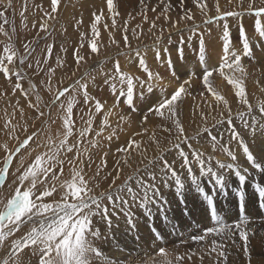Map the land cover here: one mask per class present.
<instances>
[{"label": "snow or ice", "instance_id": "obj_1", "mask_svg": "<svg viewBox=\"0 0 264 264\" xmlns=\"http://www.w3.org/2000/svg\"><path fill=\"white\" fill-rule=\"evenodd\" d=\"M62 0H50V12H45L44 15L49 20H54L56 17L54 14L59 12V8ZM161 3L164 0H160ZM196 4L202 12L207 16V4L204 0H195ZM107 13L111 16V26L107 22H103L105 18V11L99 9L92 13L91 33L92 38L90 40V48L93 53L99 51V37L100 26L105 30L110 27H115L119 12L117 10V3L115 0H105ZM141 7L143 9L142 15L145 21L148 20L146 12L148 10L145 0H140ZM183 0H181V4ZM241 11H224L220 14L219 2L217 0L216 10L218 15L216 17H209L204 21L205 24H211L214 20L217 22V26L221 28V40L223 57L221 58L219 71L223 74L225 69H228L227 75L228 83L235 89V96L238 98L239 104L245 106L246 110L236 111L233 114V110L229 105V101L213 86L211 79L212 73L217 71L209 65L208 54L206 52L204 34H199V62L202 65V81L207 92L211 93L215 97V100L219 104H223L227 110V116L223 112L220 113V118L216 120V124L226 123L229 126L230 136L227 143H221L217 136L210 134L208 127L202 129L203 132L209 133L210 144L213 152L220 151L227 154L231 158L232 163H224L220 159H215V164L218 169L231 170L238 178L239 184H245L247 180V168H241L236 164V154L228 144L235 141L238 146L243 150L247 162L257 169L264 170V165L257 159V157L250 150L248 143L245 141L241 131L237 130V125L233 123V116L239 119L244 130H248L253 138L256 137L259 131L261 136H264V122H261L253 115V105L249 100V94L246 87V79L248 77L247 69L242 65V56L252 57V43L245 29L239 24V37L242 43V53L237 54L232 44V37L230 27L227 22L219 24V21H227L229 17H235L239 20L245 13L254 16V30L258 36L264 39V0L260 6H257L255 0H249L247 8H243V0H240ZM0 7L4 10H0V34H3L7 38V42L0 41L2 45V55H0V73L3 74L5 79L12 82L13 94L17 90L23 93L25 97H29V90L23 87L22 81L24 80V73L17 67V61L20 65L25 63L27 56H21L18 50L15 48L12 42V36L9 35V31L6 30L5 25H10L11 32L16 33L14 19L9 20L7 10L12 9V0H7V4L0 0ZM172 7L171 3H167L161 13L165 19H170L166 15L168 10ZM26 5L24 11H26ZM155 11V8L151 9ZM24 11L20 13L21 17H24ZM159 19V17H157ZM181 19L191 20L193 19L189 11H186ZM83 23V19L76 21L77 27ZM176 21L175 24H178ZM153 28L156 26V21H150ZM27 27V25H24ZM35 26V24L33 25ZM137 28L132 29L133 35L139 38L141 33H137ZM199 25H195L190 28L189 31L196 35ZM41 31L47 32V23L40 25ZM127 23L123 26V40L126 47L131 48L129 44ZM210 34V30H209ZM83 36L81 34L80 47L84 46ZM163 30L161 29L162 38ZM191 36L189 37V41ZM113 43L116 41L113 39ZM171 43V40H169ZM184 38L181 37V47L178 49L181 59L183 58V45ZM53 44L46 45V57L43 61L44 64L48 63V60L52 58ZM24 48L28 55L31 54L34 49H29V45L25 44ZM62 51H67L61 46ZM167 52V49H165ZM80 48L74 49L73 56L75 63L79 65L85 58L80 54ZM156 59L159 60L160 52L157 49L155 52ZM135 56L138 58L140 68L147 74L146 80H141L139 77L133 76L128 72L121 70L119 60L115 62L114 71L111 73H102L104 75V84L111 88L112 93L116 96V101L112 108L105 110V104L101 100L93 97L89 91V82L94 83L95 77L90 76L89 73H84L74 83L69 84L62 89H56L54 99L50 105H47L49 114L51 108L59 103V119L61 120L62 131L58 134L56 139L51 136L47 138V143L44 145L45 151H41L31 159L30 162H25L21 156L17 159V165L13 167L14 157L17 153L21 152L29 145L30 141H34V137L40 135L39 131H33L30 135L19 144L14 150L8 149V145L3 147L7 151V155L3 159L2 166H0V190L7 188L10 190L7 197L0 199V249L4 248L6 242L9 243L11 251H8L0 264H25V261L21 259L22 255H28L29 260L35 258L36 264H114V262L106 256L100 247H97V241H104L109 238L113 229V216H118L123 213L126 218V223L130 228H135L133 222V213L131 211V205L136 204L138 207L143 208L149 214H151L150 206L153 204L166 203L164 197L160 195V188L157 186V179L163 186H170V182H174L175 190L177 194L183 198V192L185 190L184 179L182 178L180 170H186L187 178L190 180L191 185L195 190L203 195L204 199L210 206V216L214 222L213 227L204 229L203 234L194 235L191 237L193 241L204 242L209 236L213 237H225L231 238L235 232H238L239 236L244 242V252L248 255V264H264V255L259 260L253 262L252 251L250 250L249 236L253 235L250 230H247L246 225L248 218L245 216L244 220L235 224H228L224 221L223 217L217 212L214 202L213 194L207 192L201 186V177H209V184L212 185V192L214 193L217 188L220 191H225L227 187L226 173H221L217 168L213 167L214 157L211 155L206 156L204 152L192 148L191 144H188L189 152H185L181 147L182 143H187L190 139L184 135L183 125L178 117V106L184 95L187 94L185 85L190 83L191 75H195L193 72L189 76V80L184 81L175 89L170 96L163 97L156 105L148 109L149 112L154 113L156 116L161 117L164 120L171 121L176 129V142L172 144V147L178 150V154L181 157L179 164V170L174 167L175 161L169 163L164 159L163 155L158 157V160L162 162V166L159 168V177L155 171L150 169H144L148 179L139 175L141 169H137V176L135 183L137 187L134 189L131 186L133 176H129L124 184L117 186L115 179L112 181L110 189L106 192L96 194L94 187H98L95 184L96 178L100 176L101 170L107 168V153L100 158V163L96 166L95 176H88L83 165L86 163L88 167L92 166V156L90 149H95L100 146L102 139L112 140L115 131L104 136L106 129L111 128L109 117H111L113 109L120 103L121 98L128 105L130 109L135 110V99H143L144 92L137 93L135 90L137 86L143 89L147 87V92L152 93L154 85L152 81H160V90L163 92L165 89L162 85V77L159 73H153L150 67L146 63L144 55L141 54L139 49L135 50ZM206 57H208L206 59ZM166 63L171 67L172 60L169 55ZM41 62L37 60V68H40ZM56 64L58 67L63 66V61L59 56L56 57ZM31 67V65H29ZM43 69H41L42 71ZM55 68H49L48 73V91H52L51 77L55 72ZM75 74V73H74ZM172 75L175 76V69L172 71ZM259 83V82H257ZM29 89L35 91L36 85L30 83ZM6 94V93H5ZM66 94H68L66 96ZM82 98V102L85 106L89 107V112L81 116L82 126L76 128V122L73 119V110L80 102L77 97ZM64 97V100H61ZM41 97L36 95V101L39 102ZM29 107L35 108L40 117L45 116V112L39 107V103L33 104L29 98ZM19 103V101H17ZM209 107H211L209 105ZM258 111L262 117H264V100L258 102ZM103 112V118L98 126V130L93 128L95 114ZM21 113L23 110L21 109ZM120 120L126 119L121 115ZM202 120L207 121V117L201 112ZM148 119L147 116L144 117ZM8 123H11L10 121ZM7 126V125H6ZM75 130V131H74ZM27 129L25 128V132ZM147 131V129H145ZM163 131L171 133L170 128H164ZM94 132V136L89 139L90 134ZM200 133L198 132L197 135ZM71 139V137H74ZM155 139V136H153ZM171 143V142H170ZM41 145L37 144V147ZM133 146L139 147V142L136 140H130L126 147L117 149V153H127ZM191 155V159L189 156ZM31 156V153H29ZM124 163H127V158L123 159ZM117 165L121 163V160L116 161ZM149 164L156 163L154 160H149ZM196 165L199 170V176L193 171V165ZM65 165L68 167L67 175H65ZM120 171L119 168L116 169ZM11 176V180L9 177ZM151 181V182H149ZM90 182L93 186H90ZM114 189V191L112 190ZM259 194V201L261 207H264V186L257 185ZM240 209L244 210L245 194L243 189L239 190ZM107 202V203H106ZM166 218V217H165ZM95 221V222H94ZM103 222L106 225L107 234H103L97 223ZM26 227V231L23 232L18 238L16 233L20 232L22 228ZM153 235L156 239H162L158 231H154ZM115 239L114 236L111 237ZM261 246H264V237L261 238ZM27 249V253L24 250ZM215 253L217 257L223 259V264H227L226 250L221 243L216 239L211 241L210 252ZM159 254L165 257L164 264H173L171 260H168V252L165 248L159 249ZM192 255L187 256L188 260L192 259ZM185 259L184 256H176V264H181ZM203 260V257H200ZM219 264V262H217Z\"/></svg>", "mask_w": 264, "mask_h": 264}, {"label": "rangeland", "instance_id": "obj_2", "mask_svg": "<svg viewBox=\"0 0 264 264\" xmlns=\"http://www.w3.org/2000/svg\"><path fill=\"white\" fill-rule=\"evenodd\" d=\"M62 1H63V3L61 2L62 5H60L59 12L54 14L56 17L54 20H49L44 15L45 12L51 11L50 0H12L13 7H12V9L7 10V15H8L9 20L14 19V21H15L16 33L13 34L11 32L10 25H5V28H6V30L9 31V35L12 36V42H13L15 48L18 50L19 54L21 56H27V59L25 60V63L23 65H20L19 61H17L16 63H17V67H19L20 70L24 73V80L22 81V84L26 90H29V97H25L23 95V93L20 92L19 90H17L15 92V94H13L12 88H13V84L15 82V77H13L12 82H9L5 79L3 74L0 73V166H2L3 159L7 155V151L3 147L5 144L8 145V149L14 150L27 137V135H30L33 131H39L41 133L40 135L33 138L35 142L30 141L29 145H27L24 149H21L20 153L16 154V156L14 157V162H13V167H15L17 165V159L19 157L22 156L24 158L25 162L27 163V162H30L31 159L34 158L36 154H38L42 150L45 151L46 149L44 148V145L47 143V138L49 136H51L53 139L57 138L58 134L62 130L61 120L58 118L59 114H60L59 103H57L56 106L51 108L50 114H49V110L47 107V105H50L52 100L54 99L56 89H58V88L62 89L64 87H67L69 84L74 83L77 79H79L81 76H83L84 73H89L90 76L95 77L94 83L89 82V87H88L89 93L93 97H95L96 99L101 100V102L105 104V109H108V108L113 107V105L116 101V96L112 93L111 88L108 85L104 84V75L102 73H111L114 71L115 62H116L117 57L123 58V61H125V63L127 65H129V72H130V70L132 71L131 75L136 76V77L140 76L143 80L147 79V74L144 73L143 70L139 67L138 58L135 56V50L136 49H133L134 46L129 49L130 51L127 50L128 53L123 51V52H121V54L115 55L113 53V52H115V50H113V48H111V51H112L111 53L104 54L103 50H104V47L106 44L104 42L105 39H103V38H106V37H104L102 35L99 37V46H100L99 51H98L99 55L98 54L95 55L91 51V48H88L87 42L86 43L83 42L84 46L81 48L80 47L81 39H82L81 34L82 33L84 34L83 37H91V35H92L91 27L89 28L87 26V24H88L86 22L87 20L84 19V18H87L89 16V14L92 15V13H91L92 11L87 10V9L85 10L84 8L82 10L81 9L78 10V8L74 4H73L74 6L70 5V9H68L67 6L69 5V0H62ZM71 1H75V0H71ZM168 1L172 5V7L167 12L169 15L166 14L168 17H170V19H165L164 15H161L162 11H160V12L158 11L159 13H157L156 11H152L149 8L146 12L148 15L150 14L148 17L157 18L160 16L159 18L164 19V22L170 24L173 21V19H175L176 16H184L186 11L191 10V7H185V5L189 3V0H183L182 4H181V0H168ZM218 1H220V0H218ZM221 1H222V5L219 6L220 14H222L224 11H241L242 10L241 6H240V0H221ZM3 3L6 5L7 0H3ZM216 3H217V0L206 1V4L210 5V8L207 9V16L202 17V20H203L202 22L198 21L199 23H196L197 18L192 15L193 19H191V20L185 19L186 22L188 21L187 22L188 24L186 26L181 27V28H173L167 32L165 31L163 34L164 36H162V38H160V39H157L158 37H160V36H158L154 40H152V38H150V39L145 40V41L143 40V42H142L143 44L140 43L143 46H145L143 48L144 51H140V52L142 55H144L146 63L149 62V64L153 65V66L151 65L152 67H150V70L152 72H154V74L159 73L160 77H162V80H163L164 77L162 76V71L160 70V68L163 66V70L165 71L166 70L165 68H167L169 66L166 63L168 56L169 55L171 57L175 56V60L181 59L179 51H178V49L181 47V37L184 38V43L182 45V47H183V58L182 59H184V58L186 59V60L184 59L185 63H188L189 59H192L194 64L199 61V34H200V30H202V33L204 34L205 45H206V43L208 44L209 42H210L209 45H211V46H213L214 43H217V45L222 44L221 28L217 26V22L214 20V22L211 24H205L204 23V21L206 19H208L209 17H216L218 15L217 10H216ZM248 3H249V0H243V8L246 9L248 6ZM255 3L257 6H260L262 3V0H255ZM25 5L27 8L26 11H24ZM173 7H175V8H173ZM30 8H34V11L31 14H29ZM0 10H4V9L2 7H0ZM22 11H24V17L23 18L20 15V13ZM80 11L83 14H81ZM153 12H154V14H153ZM87 13H88V15H86ZM170 13H171V15H174L175 17L170 16ZM65 14H69V15H67L65 17ZM64 18H67L70 22H66V20L64 21L63 20ZM81 18L83 19V23L79 27H77L76 21L80 20ZM161 19H160V21H161ZM254 19H255L254 16L245 13L242 17L239 18V20L235 17H229L227 19V21H223V20L219 21V24H223L224 22H227L229 24L231 37H232V44H234L233 47H234V49L238 48L241 51V53H242V43H241V40L239 37V28H238L239 24H241V23L245 29L246 34L248 35V37L250 39V42H252V45H253V43L264 42V39L260 38L254 30V26H253L254 25ZM252 21H253V23H252ZM0 23H2V21H0ZM42 23H47V25H48V31L47 32L41 31L40 25ZM117 23L120 27H123L119 21H117ZM246 23H249V26H247ZM25 24L27 25V27L24 26ZM34 24H35V26H33ZM194 24L200 25L202 27L201 29H199L200 27L197 29L196 35H193L189 31V29L191 27L195 26ZM118 25H116V26L118 27ZM158 25H156V26H158ZM159 27L161 29L162 24H160ZM88 29H90V32H89L90 34L86 32V31H88ZM166 29H169V28H166ZM209 30H210V34H209ZM148 31H147V34H150ZM190 36H191V40L189 41ZM141 37H143V36L141 35ZM154 37H155V35H154ZM212 38H214V39H212ZM83 40H85V39L83 38ZM100 40H101V43H100ZM169 40H171V43H169ZM0 41L7 42V38L4 37L3 34H0ZM53 43H54L55 47L53 48L52 58L50 60H48L47 64H44L43 61L47 55L46 45L53 44ZM25 44L29 45V49H34V51H32L30 55H28V53L26 52V50L24 48ZM119 44H121V43H119ZM62 45H63V48L67 50L66 52L61 50ZM2 47L3 46L0 45V55L3 54L2 53ZM76 48H80L79 54L85 58L79 65H77L75 63L74 56H73L74 49H76ZM148 48L151 49V53H150V49H148ZM185 48H186V50H184ZM157 49L160 52V57H162L164 55L167 58L166 59L160 58L159 60H157L156 55H155V52ZM165 49H167V52H165ZM220 51H221V49H218L216 54H218ZM241 53H239V54H241ZM207 54H208V52H207ZM216 54H214V56H216ZM193 55H194V57H193ZM209 55L210 54H208V56ZM57 56H59L61 58V60L63 61L62 67H58L56 64V57ZM96 56H99V58H97ZM188 56H190L191 58ZM187 58H188V60H187ZM245 58H247L248 60H251V61H256L258 59H264V50H262L260 53H255V51H253L252 57L242 56V60ZM88 59H92V60L89 61ZM37 60H39L41 62L39 69L37 68V65H36ZM171 60H172V58H171ZM172 62H173V60H172ZM29 65H31V67H29ZM50 67L56 69L55 72L52 74V77H51V88H52L51 92L48 91V77H49L48 69ZM41 69H43V70L41 71ZM177 71H176V73H177ZM224 71H226V70H224ZM125 72H127V71H125ZM215 72L221 73L219 71V69ZM137 73H139V74H137ZM168 76H169V74H168ZM184 81L185 80H183V82ZM159 82L160 81H158V83ZM30 83L36 85L35 91H32L29 89ZM162 85L165 89L163 92L160 90L161 82L159 83V86L156 87V88H158L160 94H162L163 97L170 96L169 87H168L169 83H167V82L163 83L162 82ZM144 88H146V86ZM156 88H154V90H156ZM136 89H138V92L143 91V89H141L139 86H137ZM109 92H111V93L109 94ZM37 94H39V96L41 97L39 102L36 101V95ZM67 95L68 94H66V96ZM145 95L147 96V94H145ZM29 98L31 99L33 104L39 103V107L41 108V110H43L45 112V116L40 117L35 108L29 107V102H28ZM77 99L80 102L76 105V107L73 110V119L76 122V128H79L82 126L81 116L84 115L85 119L87 118L86 114L89 112V107H87L83 104L81 97L78 96ZM61 100H64V97H61ZM249 100H250V102H252L254 99L249 98ZM17 101H19V103H17ZM159 101L155 102L154 104L156 105ZM141 102H142L141 99L136 98L135 99V107L138 108V106L140 105ZM258 102L256 103V105L258 104ZM238 104H239V101H238V98L236 97L234 104L232 106V108L233 107L235 108V110H234L235 112L238 110L243 111L244 109H246L245 106L242 107L240 104L239 105ZM236 105H238V107H236ZM127 107H128V105L124 102L123 98H121L119 105L113 109L112 115L109 118H119L121 116V114L123 115V112L125 113L127 110H129V107L128 108ZM255 107H257V106H253V109H254L253 114L254 115H255V110H256ZM125 108H127V109H125ZM242 108H244V109H242ZM21 109L23 110V113H21ZM233 114H235V113H233ZM129 115L130 116L124 114L123 116H125L126 118L133 117V114L130 113ZM234 116H233V118H235ZM147 117H149V116H147ZM102 118H103V112L95 114L94 123H93L94 129L98 130L97 127L99 126ZM135 118H140V116H138V117L135 116ZM258 118H263V117L260 115V116H258ZM9 121L11 123H8ZM56 125L61 127V129L58 132L55 130ZM25 128L28 129L26 131V133H25ZM237 130L241 131V128L237 127ZM197 133L198 132L186 134V136L193 138V136H196ZM92 134H90L89 139L92 138ZM184 135H185V133H184ZM74 138H75V136L71 137L70 140L74 139ZM175 142H176V140H173L169 144H162L161 143V145L154 143V144H152V146L148 147L150 150V153H148L146 155H145L146 150L142 149L141 147H140V151L137 150V147L136 148L133 147V148L129 149V151L124 154V155H126L125 157L127 158V163H124L123 159H120V157L118 159H116V161L120 159L121 163H122L121 167H119V169H120L119 172H117L115 170L117 167L115 169L110 168V170H107V169H104V171L101 170L100 176L98 178H96V180H95V184H97L98 187H94V192L96 194H99V193L108 191L110 189V186H111V185H109L110 177L114 176L117 173H120L119 176L122 177L123 171H125L124 173L126 174L125 178L122 180V182H120V184H117V186L124 184V182L127 180V178L129 176H133L134 177V179L132 180L133 182L131 181L130 183H131V186L135 189L137 187L136 183H134L135 178L137 176V169H141V171L139 172V175L143 176L146 180L148 179V177H147L144 169L147 167H148L147 169H149V167H150V170L155 171L157 173V176L159 177V175H160L159 168L162 166V162H160L158 160V157L163 155L164 159L168 160L169 163H173V161H171L169 158V153L177 152V154H178V150L172 147V144ZM126 143L128 144V142H126ZM195 143L197 146H200V145L208 146V145H210L208 143L199 144V142H197V141ZM37 144H39L41 146L37 147ZM101 144L102 145H100L98 148L103 147V149H104V147L106 146L105 139L101 140ZM127 144H126V146H127ZM189 144H191V143H189ZM181 145H186L185 147H182V148L185 152L190 153V150L187 146L188 145L187 143H182ZM126 146H124V147H126ZM191 146H192V148H194L192 144H191ZM151 148H152L153 152L151 151ZM169 149H172V150H169ZM91 151H90V153L93 154V155L91 154L92 161H93L92 165H97L98 162L100 163V158L104 154L100 157L99 151H96V149L94 150V152H91ZM29 153H31V156H29ZM105 153L108 154L109 149L106 150ZM94 156H96V157H94ZM211 156H213V155H211ZM125 157H123V158H125ZM95 158H97V159H95ZM178 158H181L179 156V154H178ZM149 160H154V161H156V163L149 164L148 163ZM85 165H83V167ZM114 166H117L116 162H115ZM174 167H176L179 170V168L177 166H174ZM85 171L87 172L88 176H95L96 169L93 168V171L91 174H89V172L86 168H85ZM180 171L182 173V171H184V170H180ZM67 172H68V169H67L65 175H67ZM103 173L104 174L106 173V174L104 175ZM119 176H118V178H120ZM9 180H11V177L9 178ZM187 181H186L185 185L189 186L188 193H189V195H192L193 191H192V189H190L191 183H190V181H188V182ZM149 182H151V181H149ZM156 183H157V186L160 188V195L164 197V200L166 201V203L151 205L152 206V207L150 206L151 214H149L147 211H145L142 208V213L145 217V219H143V222L145 223V225L148 224L149 231L154 233V231L159 232V230L163 229L162 230L163 234L160 232H159V234L161 237L163 236L165 238H163V240L159 242L158 247L156 246L157 247V254H159L158 250L161 247L167 249V245L164 244V239L166 241L167 238L171 235V230L175 235H181V238H182V234H183L187 239V238L191 237V234L187 233L191 229L198 230L201 228L206 229L207 227L215 226L214 222L212 220L211 221H208V220L205 221L206 224H205V222H202V220H199L198 222L193 221L192 222L193 224L192 223L191 224H184L179 229L177 227L176 223L174 222V220L178 219L180 214H182L184 216L185 214H183V213H185V212L186 213L193 212V209L196 205V202L193 199L188 200L189 202H187V197H189V196L185 192H183V198L181 199L180 195L177 194V192L175 190L174 182H170V186H167V187L160 184L159 179H157ZM90 186H93L91 184V182H90ZM112 190L114 191V189H112ZM9 191L10 190L7 187L5 189H3L2 191L0 190V199L7 197L9 194ZM219 191L220 190L218 189L214 193H211L214 196L215 206H217V207H218V202L221 198V191L220 192ZM169 192H171L173 194L175 193L174 196L176 198H174V196L172 194V196H173L172 199H169L167 197ZM201 196H203V195H201ZM197 199L200 202L199 197ZM205 202H206V200H204V203ZM188 204H189V206H188ZM0 206H1L0 210H2V205H0ZM132 206H135V207L132 208ZM208 206H209V204H208ZM223 206L232 207L233 204L228 202V203L224 204ZM170 208L173 210H177V212L173 213V214L170 213V210H169ZM234 208H235V206H234ZM131 209H132L131 211L133 213V217L135 216L136 219H137V217L139 218L138 220L133 219V221L135 223V228H131V229L135 232H139L140 231V223L139 222L140 221L142 222V219L140 218L141 215L138 214V211H137L138 206L136 204H132ZM209 211H210V207H209ZM228 213H229V211L223 212L222 214H220L223 217L224 221L227 220ZM120 215H122V216H120ZM171 217L173 218V222H174L173 226H171V219H170ZM114 218L126 220L123 213H120L118 216L112 217V219L114 220L113 223L118 222V220H115ZM103 224H104L103 222H99V223H97L96 226L100 228V230L103 234H107L106 225L105 224L103 225ZM146 229H147V227L145 226V230H143V233L147 235L148 229L147 230ZM24 231H26V227L22 228L20 232L16 233L15 238H18L20 235H22ZM192 234L195 235V233H192ZM262 237H264V235L257 238V240H258V246L257 247H255L254 243H253L254 238L249 239L250 250L252 251L253 262H255L256 260H259L261 258V256L264 255V246H261V238ZM218 242L221 243L226 250V254L228 257L227 264H248V255L244 252V242L243 241L232 240V241H228V242H221V241H218ZM96 243L98 244L97 247L101 248L102 241H97ZM180 244H181V242H180ZM181 245H184V244H181ZM144 247L145 246L141 245L140 246L141 250L135 252L133 254L132 258L133 259L136 258L138 256V254H140L142 252V249H145V251H147L146 249H149V248H146V247L144 248ZM210 247H211V245L207 248H204V249L203 248L197 249V248H195V246H188L187 247L186 245H184L180 250L176 251L175 254H176V256H184L185 257V259L181 262V264H191V263L200 264L203 260H206V257H208V259H207L208 263H204V264H217V262H219V264H223L222 258L217 257V255L215 253L209 254ZM8 251H11V248H10L9 243L6 242L4 245V248L0 249V262H2L3 258L5 257V255L7 254ZM24 252L27 253V249H25ZM192 253H195V255H192V259L188 260L187 256L189 254H192ZM201 256L203 257V260L200 259ZM27 257H28V255H22L21 256V259H23L25 262L28 261L25 264H36L35 259L31 262V260H29V257H28V259H27ZM152 264H156V262H153Z\"/></svg>", "mask_w": 264, "mask_h": 264}, {"label": "bare ground", "instance_id": "obj_3", "mask_svg": "<svg viewBox=\"0 0 264 264\" xmlns=\"http://www.w3.org/2000/svg\"><path fill=\"white\" fill-rule=\"evenodd\" d=\"M206 1H208V0H204V2H206ZM115 2L117 3V10L119 12V16L117 17V21H119L122 26H124L125 23H127L128 30H129V32H128L129 44L131 45V48L134 46L133 49H139V51H144L143 48L145 46L142 45L143 40L145 41V40H148L150 38H152V40H154L158 36H161V29L163 30V34H164L165 31L166 32L170 31L173 28H181V27H184L188 24L187 23L188 21L186 22L185 19H181V17H183V16H176L175 17L174 15H171V13H170V16L175 17V19H173V21L170 24L164 22V19H161V18L157 19L154 17H152V18L148 17L150 14L148 15L147 13H146V15L148 17V20L145 21L143 19V15H142L143 9L141 7L140 0H115ZM218 2H219V6H221L222 1L220 0ZM62 3H63V1H62ZM62 3H61V5H62ZM145 3L147 5V8H149L150 10L152 8H155V11L157 13H159L160 11H163L165 5L167 3H169V1L164 0V2L161 3L160 0H145ZM73 4L78 8V10L79 9L82 10L84 8L85 10L86 9L91 10L92 11L91 13L98 11L99 9H103L105 11V18H104L103 22H107L111 26V16H110V14L107 13L105 0H75V1L69 0V5L67 6L68 9H70V5H73ZM185 7H191V10H188V11L191 13V15H193L194 17L197 18L196 23H199L198 21L202 22L203 21L202 17L206 16L204 14V12H202L200 10V8L196 4L195 0H189V3L186 4ZM173 8H175V7H173ZM208 8H210V5H207V9ZM33 11H34V8H30L29 14H31ZM81 14H83V13L81 12ZM153 14H154V12H153ZM166 14H168V13H166ZM67 15H69V14H65V17ZM86 15H88V13ZM67 18H64L63 20L64 21L66 20V22H70ZM84 19L87 20L86 21L88 23L87 26L90 28L91 23H92V15L89 14V16L87 18H84ZM160 19H161V21H160ZM153 20L156 21V25L162 24V28L160 29L161 26L159 27V25L155 26V28H153L150 24V21H153ZM117 21H116V25H118ZM176 21H179V23L175 24ZM252 23H253V21H252ZM246 24H247V26H249V23H246ZM116 25L114 28L110 27L108 30H105L102 27V25L100 26V36L103 35L104 37H106V38H103V39H105L104 42L106 44L104 47V50L101 48L103 50L104 54L111 53L112 52L111 48H113V50H115V52H113L115 55L116 54L119 55L123 51L127 52V50L130 49V48L126 47L124 44L123 27H120L119 25L117 27ZM137 25L140 26L137 29V33L139 34L142 32V34L139 35V38H137V36L133 35V33H132V29L137 28ZM199 27H200L199 29L202 28L200 25H199ZM166 28H169V29H166ZM147 31L150 34H147ZM86 32L89 33L90 29H88V31H86ZM200 33H202V30H200ZM141 35L143 37H141ZM154 35H155V37H154ZM83 38L85 39V40H83V42L84 43L87 42L88 48H90L89 42L92 38V35H91V37H83ZM214 38H212V39H214ZM113 39L116 41V43L112 42ZM100 43H101V40H100ZM119 43H121V44H119ZM140 43H142V44H140ZM209 43L208 44L206 43V45H205L206 46V52H208V54H210L208 56V57H210V59L208 60V63L211 67L216 68L218 70L219 66H220L221 58L223 57L222 44L217 45V43H214V45L211 46V45H209ZM99 48H100V46H99ZM148 49H150V48H148ZM218 49H221V51L218 54H216ZM184 50H186V48ZM235 50L237 51V54L241 53V51L238 48H235ZM262 50H264V42L253 43L252 52L255 51V53H260ZM150 53H151V49H150ZM94 54L99 55L98 52L94 53ZM214 54H216V56H214ZM96 57L99 58V56H96ZM162 57H161V59L167 58L164 55ZM188 57H190V56H188ZM193 57H194V55H193ZM208 57H206V59ZM171 58L173 60L172 66L171 67L168 66L167 68H165L167 71L163 70V66L160 68V70L162 71V76L164 77L162 82L163 83H165V82L169 83L168 87H169L170 95L175 89H177L179 87V85L181 83H183V80H185V81L189 80V76L193 72L195 73V75H191L190 83L185 85L186 90H187V94L184 95L182 102H180V104L178 106V110H177L178 111V117H179V119L183 125L185 135L195 133V132L200 133L199 135L193 136V138H190L188 136L190 139L187 141V144L191 143L195 149H198V150L204 152L206 156L213 155V157H214L213 167L217 168V170L220 171L221 173L227 174L226 175V181H227L226 190L221 191V198L218 202V207L217 206H215V207H216L217 212L219 214H222L223 212H226L228 210V207L223 206V205L230 202L231 204H233V206L232 207L229 206V208L234 210L235 209L234 206H235L236 200H237L235 190H237V186L239 183L238 178L234 175V173L231 170L218 169V166L215 164V159H220L222 162H224L226 164L232 163V160L230 157L227 156L226 153L220 151L219 148L217 149V151L213 152V150L211 148V144H210L209 133H205L202 131V129L204 127H208L211 135L217 136L218 139L221 141V143H227L229 140V136H230L229 126L226 123L216 124V120L220 118L221 112H223L225 114V117L227 116V110L224 108L222 103L219 104V106H217L218 102L215 100V97L212 96L211 93L207 92L205 86L203 85L202 65L200 64L199 61L194 64L192 59L188 60V58H187V60L189 62L185 63L184 62L185 58L184 59L179 58L180 60H175V56L171 57ZM88 60L90 61L92 59H88ZM116 60H119L120 67H121L122 71H124V72L127 71L129 74H131L132 71L130 70V72H129V65H127L125 63V61H123V58L117 57ZM241 63L247 69L248 74H249L246 81H245L247 91L249 94V98L254 99L251 103L253 106H257L258 104L256 105V103L258 101L264 100V59H258L256 61H251V60H248L247 58H245L241 61ZM147 64L149 67L153 66L152 64H149V62H147ZM173 69H175V76L172 75ZM225 70L226 71H224L223 74L222 73H216L214 71L212 73L211 79L213 81V86L216 87L217 90L220 91L221 94L225 96V98L229 101V105L232 108L234 101H235V98H236L235 89L228 83V80L226 77L229 74V72H228V69H225ZM176 71H177V73H176ZM167 73L169 74V76ZM137 74H139V73H137ZM137 77H139L141 80H143L140 76H137ZM257 82H259V83H257ZM152 83L154 85H156V87H157V86H159L160 82L158 83V81L154 80V81H152ZM156 87H154V88H156ZM135 91L137 93H139L138 89H136ZM143 92H144V98L141 99L142 102L140 103L138 108L135 107L134 111L129 108V110H127V111L125 110L126 111L125 113L123 112V115L126 114V115L130 116L129 114L131 113V114H133V117L126 118L123 121H121L120 118H109L111 128L106 129L104 136L107 137L109 134H111L113 132V130L115 131V135H113V138L111 141H109L105 138L106 146L104 147V149H103V147L95 148L96 151H99L100 157L105 153L106 150L109 149V153L107 156V168H105L107 170H110V168L115 169L116 167L117 168L121 167L122 163L119 164V166L118 165L114 166L116 159H118L119 157H120V159H124L123 157H125L126 155H124L125 153H119L118 154L117 149L126 146V144H127L126 142H129L130 140H133L134 138H135L134 140L139 142V147H137V150L140 151V147L142 149H145L146 150L145 155L150 153V150L148 147L152 146V144H154V143L159 144V145H161V143L162 144H169L171 141L176 140V129H175V126L172 124V122L168 121V120H164L161 117L156 116L154 113H151L148 111V109L150 107L154 106L155 105L154 103L159 101L163 97V95L160 94L158 88H156V90L153 89L152 93H148L147 87H146L143 89ZM110 93L111 92H109V94ZM145 94H147V96ZM209 105L211 107H209ZM238 105H236V107H238ZM127 108H125V109H127ZM255 108H256L255 115L254 114L253 115L256 116V118L258 120H260L261 122H264V117L258 118V116H260V113L258 111V107H255ZM242 109H244V108H242ZM105 110H107V109H105ZM232 110L234 111L235 108L233 107ZM244 110H246V109H244ZM201 112H203L204 116L207 117L206 123L201 118ZM233 113H235V111ZM135 116L136 117L140 116V118H135ZM145 116H149L147 120L144 119ZM233 123L235 125H237V127L241 128V134L244 136L245 141L248 143L250 150L257 157V159L262 163V165H264V136H261L259 131H258L256 137L253 138V136L251 135V133L248 130H244L242 128V125H241V122L239 119L233 118ZM164 128H170L171 133L163 131ZM60 129H61V127L56 125L55 130L58 132ZM145 129H147V131H145ZM93 134H92V137L94 136ZM153 136H155V139H153ZM196 141L199 142V144L208 143L210 145H208V146H202V145L197 146L195 143ZM100 145H102L101 141H100ZM185 146L186 145H181V147H185ZM133 147L136 148V146H133ZM228 147H230L231 150H233L236 154L237 160L235 163L238 164L242 169L247 168L248 172H247L246 182H255V181L259 180L260 182L264 183V170L257 169L255 167H253L249 162H247L242 148L240 146H238L235 141H232L230 144H228ZM95 149H91L92 151L91 150L90 151L94 152ZM169 150H172V149H169ZM151 151L153 152L152 148H151ZM94 157H96V156H94ZM169 158L171 161H175L174 166H177L179 168L181 158H178L177 152L169 153ZM189 158L191 159V155L189 156ZM95 159H97V158H95ZM97 164H99V162ZM96 166L97 165H92L91 168H89L88 165L86 164L84 167L88 170L89 174H91L93 171V168L96 169ZM67 169H68V167H67V165H65V173H66ZM149 169H150V167H149ZM103 171H104V169H103ZM193 171L199 176V170L195 164L193 165ZM124 172L125 171L122 172V177L119 176L120 173H117L114 176L110 177L109 185H112V181L114 179H115L116 185L120 184V182H122V180L125 178L126 174ZM181 175H182V178L184 179V183H186L187 180L190 181L187 178L186 170L182 171ZM118 176L120 178H118ZM208 181H209V177H201V186L207 192H209L211 194V193H213L212 192V185L209 184ZM188 189H189V186L186 185L184 192L187 193L189 196V197H187V202H189L188 200L193 199L196 202V205L193 209V212H188V213L185 212V213H183V214H185L184 216L182 214H180L178 219L174 220V222L176 223V225L179 229L184 224H191L193 221L198 222L199 220H202V222H205L207 220L208 221L212 220L211 216H210V211H209L210 206H208L207 201L204 203V200H205L204 197L201 196V194L198 193L192 185L190 186V189H192V191H193V192L191 191L192 195H189ZM217 190H218V188H217ZM170 193L171 192H169L167 197L169 199H172V197L175 195V193L174 194L173 193L170 194ZM247 193L251 194L250 191H247ZM172 194H173V196H172ZM197 196L199 197L200 202L197 199L198 198ZM258 197H259V194L257 193L256 198H258ZM174 198H176V197L174 196ZM188 206H189V204H188ZM134 207L135 206H132V208H134ZM169 210H170V213H172V214L177 212V210H173L171 208ZM137 211H138V214L141 215V217L139 215L138 216L142 219V222L141 221L139 222L140 223V231L139 232L133 231L130 228V226L126 223L125 219L114 218L115 220H118V222L113 223L112 233L109 236V238L107 240L102 241V246H101L102 252L106 256H108L114 262V264H152L153 262H156V264H164L165 257L161 256L160 254H157V247L159 246V242L162 241L163 238H165V237L162 236V239H156L155 236L153 235V233L151 231H149L148 224L145 225V223L143 222V219H145V217L142 213V208L138 207ZM120 216H122V215H120ZM133 219L138 220L139 218L137 217V219H136L134 216ZM170 219H171V226H173L174 225L173 218L171 217ZM205 224H206V222H205ZM145 226L148 229V230L146 229L148 231L147 235L143 233V230H145ZM246 228H247V230H250L251 233H253V235L249 236V239L254 238L253 243H254V246L257 247L258 246L257 238L264 235V220H262L260 222H256V223H247ZM162 230L163 229L159 230V232L162 233L163 232ZM201 234H203V232ZM201 234H196V235H201ZM112 236H114L115 239H112L111 238ZM192 236H194V235H191V237ZM191 237H189L187 239H186V237L181 238L180 235H175L171 230V235L167 238L166 241L164 239V244L167 245V249H166V251L168 252L167 259L171 260L173 262V264H176L175 252L180 250L184 245H186L187 247L188 246H195V248H197V249H202V248L204 249V248H207L211 245V241L213 239H216L217 241H221V242H228V241H232V240L243 241L242 238L239 236L238 232H235L231 238L209 236L207 238V240L204 242L193 241V240H191ZM180 242H181V244H184V245H181ZM141 245H143L149 249H146L147 251H145V249H142V252L140 254H138V256L136 258L133 259L132 258L133 254L135 252L141 250V248H140ZM27 259H28V257H27ZM34 259L35 258H32L31 262ZM207 259H208V257H206V260H203L200 264L208 263ZM26 262H28V261H26ZM191 264H194V263H191Z\"/></svg>", "mask_w": 264, "mask_h": 264}]
</instances>
